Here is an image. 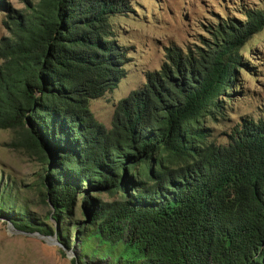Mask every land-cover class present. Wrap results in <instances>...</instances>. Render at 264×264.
<instances>
[{"label":"trees","instance_id":"1","mask_svg":"<svg viewBox=\"0 0 264 264\" xmlns=\"http://www.w3.org/2000/svg\"><path fill=\"white\" fill-rule=\"evenodd\" d=\"M21 2L17 10L0 0V132L44 167L49 212L23 216L15 183L1 176L0 216L17 231L57 236L63 255L75 250L72 264H264V115L226 142L207 126L223 116L264 10L224 19L186 49L166 48L108 129L90 103L126 76L130 49L112 21L132 2Z\"/></svg>","mask_w":264,"mask_h":264},{"label":"rangeland","instance_id":"2","mask_svg":"<svg viewBox=\"0 0 264 264\" xmlns=\"http://www.w3.org/2000/svg\"><path fill=\"white\" fill-rule=\"evenodd\" d=\"M37 3L39 0H32ZM133 11L113 18L118 41L130 49L131 61L125 67L126 76L118 86L102 98L90 103V110L98 122L112 127L118 103L146 83L149 72L161 68L165 50L177 46L188 48L207 38V31L231 18L244 21L246 9L264 10V0H130ZM13 8L23 10L21 0H6ZM0 11V41L7 36ZM245 68L239 71L235 88L223 98L224 113L217 120H209L212 139L226 142L230 134L244 120L264 115V29L254 35L240 50ZM14 134L0 132V177L15 183V208H23L42 221L49 212L40 196V176L44 167L21 151L10 147ZM225 140V141H224ZM108 200V196H103ZM14 218L18 213L10 211ZM6 217L0 216V264H72L76 257L62 254V245L34 236L17 234ZM45 236V235H44ZM51 237V236H49ZM64 248V247H63Z\"/></svg>","mask_w":264,"mask_h":264},{"label":"water","instance_id":"3","mask_svg":"<svg viewBox=\"0 0 264 264\" xmlns=\"http://www.w3.org/2000/svg\"><path fill=\"white\" fill-rule=\"evenodd\" d=\"M13 231L15 233H17V234H22V235H28V236H34V237H37V238H41V239H44V240H46L48 242H52V243H56L57 242V238H52V237H49V236H44V235H41L39 233H34V234H32V233H25V232L17 231L15 229ZM67 252H68V254H71L72 253L70 251H67Z\"/></svg>","mask_w":264,"mask_h":264}]
</instances>
